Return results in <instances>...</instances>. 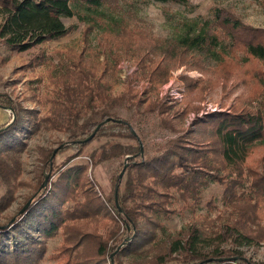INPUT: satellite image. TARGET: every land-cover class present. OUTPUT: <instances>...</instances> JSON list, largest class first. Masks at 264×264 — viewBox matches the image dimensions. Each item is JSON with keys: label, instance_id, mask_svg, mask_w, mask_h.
<instances>
[{"label": "trees", "instance_id": "trees-1", "mask_svg": "<svg viewBox=\"0 0 264 264\" xmlns=\"http://www.w3.org/2000/svg\"><path fill=\"white\" fill-rule=\"evenodd\" d=\"M112 1L119 0H0V44L26 51L61 38L75 28L68 26L64 18L79 15L80 8L98 13L101 6L113 4ZM227 14L218 10L211 23L206 22L198 30L190 27L192 31L172 45L154 43L147 49H134L139 77L156 88L169 81L173 69L184 64L207 72L204 57H215L220 59L212 71L228 80L239 68L250 66L253 61L264 62V28L249 25L233 13ZM92 29L87 26L85 35ZM225 40H230L232 55L241 51L244 57L226 60L231 56L228 54L221 58L217 48ZM190 55L193 59H189ZM257 72L253 76L258 80ZM104 78L105 75L91 76L84 69L71 74V81L62 84L60 96L51 100L44 115L38 109H20L10 95L0 93V107L10 108L14 117L10 124L0 126V178L7 185L0 199V214L14 201L22 173L20 153L28 146L26 137L43 128L68 134V141L57 146L63 145L52 164L55 148L48 149L43 159V171H49L50 178L42 186L45 176L43 171L40 174L36 191L42 190L41 193L26 201L22 208L31 200L24 212L20 210L7 222H0V264H44L48 241L58 235H62V241L56 253L50 255L57 260L55 264H166L170 260H178L179 264H264L248 258L238 247L264 240L263 229L258 232L248 226L252 220L264 219V154L259 166L252 167L247 162L254 147L264 146V107L215 110L207 112L205 119L196 115L192 127L169 139L162 154L144 156L143 139L133 132L132 121L115 113L116 107L130 101L137 108L146 105L145 110L158 111L160 116L170 111L181 116L188 110H174V103L165 100L148 103L134 90L131 78L126 91L115 95V81ZM181 78L189 90L199 81L186 74ZM199 121L203 140L195 143L188 136ZM100 124L96 134L120 127L137 142L125 147L118 144L109 152L90 155L93 167L126 156V161L116 169L118 174L112 176L113 189L108 194L89 177V163L66 165L70 158L81 154L96 134L85 139ZM66 152H70L68 159L59 164L58 154ZM125 164L127 176L121 192L120 173ZM56 173L59 175L51 179ZM213 180L223 184L227 202L238 211V219L224 225L218 238L221 242L231 239L235 245L218 244L205 250L200 244L204 239L199 229L191 226L170 238L166 251L154 252L157 230L163 229L160 217L172 211L168 206L171 199L178 196L187 202L190 197L199 198L200 188ZM101 218H107L102 227L98 224Z\"/></svg>", "mask_w": 264, "mask_h": 264}, {"label": "rangeland", "instance_id": "rangeland-1", "mask_svg": "<svg viewBox=\"0 0 264 264\" xmlns=\"http://www.w3.org/2000/svg\"><path fill=\"white\" fill-rule=\"evenodd\" d=\"M112 3L104 4L100 12L95 14L80 8L79 15L64 18L68 26L75 27L70 33L26 51L12 50L0 44V93L10 95L18 108L38 109L41 115H44L50 109L51 100L60 96L58 94L62 84L71 81V74L84 69L91 76L105 75L104 79L115 81L113 93L120 95L126 91L129 82L120 80L118 66L121 60L128 59L136 66V73L130 81L141 98H147L148 103L153 104L165 100L174 103V110H188L187 114L181 116H175V111L160 116L158 111L148 112L145 110L146 105L137 108L130 101L116 107L115 113L132 121L134 130L143 139L144 156L162 154L166 142L186 133L192 127L196 115L205 119L207 112L215 110L231 107L239 109L264 107L263 61H253L250 66L239 68L238 73H242V76L236 73L226 80L212 71L218 66L220 58L204 57L207 72L202 73L184 64L172 70L168 82L155 88L148 80L139 77L138 64L133 55L134 49L141 47L147 49L154 43L173 44L191 30L190 27L198 30L206 22L211 23L218 10H221L222 15L230 12L249 25L264 28V0H189L187 5L159 0H119ZM89 25L93 29L85 35V28ZM217 51L221 58L223 55L231 54L230 40L223 41ZM235 57L243 58L244 53L239 51L236 55L231 54L226 60ZM189 59H193L192 55ZM256 72L259 79L263 78L262 80H257L253 76ZM182 74L199 80L193 90L186 89ZM144 90H147V93H143ZM196 107L199 109L196 110ZM13 118L10 108L0 107V126L10 124ZM201 125V121L197 122L195 129L189 134L192 142L203 140L199 133ZM26 141L28 146L20 153L22 164V173L18 180L20 183L16 185L14 201L0 214L2 223L15 216L33 195L36 197L41 193L42 190H36L43 171V159L48 149L56 148L61 142L68 141V134L43 128L27 136ZM118 144L125 147L136 145L137 142L127 136L125 128L108 129L97 133L84 146L81 154L70 158L66 165L89 163V177H93L102 192L108 194L113 189L112 176L118 174L116 169L126 161V156L105 160L93 167L90 155L93 152L98 154L103 151L109 152L118 147ZM69 154L70 152L58 154L59 164L67 160ZM263 154L264 146L254 147L247 160L249 166H259ZM43 172L45 177L50 178L49 171ZM58 175L53 174L51 179ZM126 176L127 174L121 179V192L125 186ZM6 191L7 185L0 178V199ZM199 191V198L190 197L187 202L178 196L171 199L172 202L168 206L172 211L168 216L160 217L163 229L157 230L158 244L154 252L166 251L169 239H174L178 231L191 226L192 229H199L205 241L202 240L200 244L205 250L213 249L218 244L224 247L235 245L231 239L221 242L218 238V233L224 225L238 219V211L233 210L235 207L230 205L224 196L223 184L213 180L203 185ZM105 220L107 218H101L98 224L102 227ZM248 226L260 232L264 230V219L252 220ZM61 241L62 235L49 239L44 264L57 263L50 255L56 253ZM238 247L248 258L264 262V240ZM166 264L179 262L170 260Z\"/></svg>", "mask_w": 264, "mask_h": 264}, {"label": "built area", "instance_id": "built-area-1", "mask_svg": "<svg viewBox=\"0 0 264 264\" xmlns=\"http://www.w3.org/2000/svg\"><path fill=\"white\" fill-rule=\"evenodd\" d=\"M118 67L119 78L123 82H126L129 78H132L136 73V66L128 59L121 60Z\"/></svg>", "mask_w": 264, "mask_h": 264}, {"label": "water", "instance_id": "water-1", "mask_svg": "<svg viewBox=\"0 0 264 264\" xmlns=\"http://www.w3.org/2000/svg\"><path fill=\"white\" fill-rule=\"evenodd\" d=\"M111 119L112 118H109L108 120H111ZM115 120H117V119H115ZM118 121H122V120H118ZM100 126H101V124L98 125V127L96 128V130L89 137H87L85 140H90L96 134V132H97V130L99 129ZM133 132H135V130H133ZM61 146H63V145H61ZM61 146H59V147H61ZM59 147H56L55 150H54V152H53V154H52L51 164H52L53 158L55 157L56 153L59 150ZM125 170H126V164H125V167L123 168V170L120 173V178H122L124 176ZM48 180H49V177L46 176L45 177V181H44V183H43L42 186H45L47 184ZM118 191H119V185L116 186V199L118 197ZM30 202H31V200H29L28 203L21 209V211H20L21 213L26 210V208L28 207V205L30 204ZM220 259H222V258H220ZM210 260H212V259H210Z\"/></svg>", "mask_w": 264, "mask_h": 264}]
</instances>
